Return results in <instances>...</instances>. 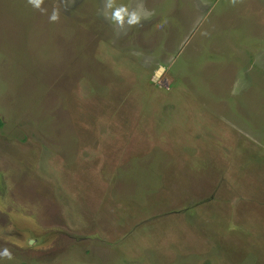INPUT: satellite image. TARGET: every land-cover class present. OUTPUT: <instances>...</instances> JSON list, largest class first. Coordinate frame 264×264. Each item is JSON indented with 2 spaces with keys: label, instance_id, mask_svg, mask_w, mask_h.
I'll return each mask as SVG.
<instances>
[{
  "label": "rangeland",
  "instance_id": "374dc122",
  "mask_svg": "<svg viewBox=\"0 0 264 264\" xmlns=\"http://www.w3.org/2000/svg\"><path fill=\"white\" fill-rule=\"evenodd\" d=\"M108 2L0 0V264H264V0Z\"/></svg>",
  "mask_w": 264,
  "mask_h": 264
},
{
  "label": "clouds",
  "instance_id": "9594fccd",
  "mask_svg": "<svg viewBox=\"0 0 264 264\" xmlns=\"http://www.w3.org/2000/svg\"><path fill=\"white\" fill-rule=\"evenodd\" d=\"M28 3L31 4L33 7L40 9V6L43 3V0H28ZM108 6L112 7V0H109ZM41 11H43V9H41ZM126 14H127V10L125 8L123 7L117 8L112 13V19L116 21L117 23L123 25L124 17ZM49 19L50 21H58L59 19L58 11L54 9ZM139 19L140 17L137 14L132 13L127 22L130 25H132V24L138 23ZM0 255H3L9 259L11 258V253L7 249H4L3 253H0Z\"/></svg>",
  "mask_w": 264,
  "mask_h": 264
},
{
  "label": "water",
  "instance_id": "95a60500",
  "mask_svg": "<svg viewBox=\"0 0 264 264\" xmlns=\"http://www.w3.org/2000/svg\"><path fill=\"white\" fill-rule=\"evenodd\" d=\"M163 71V67H159V69L154 73L153 80L157 79L160 75V72Z\"/></svg>",
  "mask_w": 264,
  "mask_h": 264
}]
</instances>
